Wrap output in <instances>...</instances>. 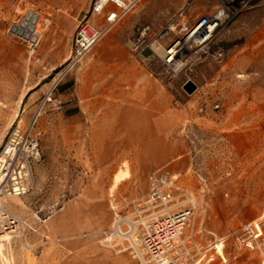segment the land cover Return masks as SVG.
I'll return each mask as SVG.
<instances>
[{
    "label": "rangeland",
    "instance_id": "1",
    "mask_svg": "<svg viewBox=\"0 0 264 264\" xmlns=\"http://www.w3.org/2000/svg\"><path fill=\"white\" fill-rule=\"evenodd\" d=\"M94 1L87 12L77 13L59 11L48 0H0V150L18 124L22 130L31 127V139L39 151V159L31 163L30 191L5 199V208L20 220V227L14 237L0 239V264H36L32 246L41 243L44 230L60 227L50 222L72 209L80 212L86 228L82 243L129 255L105 246L103 239L116 221L130 219L146 199L150 191L146 175L138 169L133 181L113 186L114 171L104 162L115 159L121 141L109 134L111 139L92 140L96 146H90L88 127L80 131L79 141L73 140L69 116L78 109L72 107L71 86L61 88L105 45L113 69L135 61L152 74L159 92L167 93L183 112L176 133L191 151L176 158V165L187 169L174 177L175 198L169 207L171 211L190 208L193 212L179 239L187 246L196 244L197 248L190 250L193 261L204 264L211 258L208 264H264V256L236 249L231 239L224 248L218 243L243 223L258 220L264 211V0H140L90 51L82 66L62 78L52 93L53 101L36 118L38 105L48 92L43 84L54 81L62 66L55 71L45 69L47 63L40 62L36 52L30 55L25 39L10 30L29 12L33 21L36 14L41 15L37 24L41 37L63 21L62 36L54 49L47 51L50 63L58 59L62 63L70 51L72 34L68 33H74L78 22L90 15ZM222 6L230 7L222 25L206 43H189L185 66L169 73L156 50L160 32L174 22L193 23ZM46 20L51 22L48 28ZM176 32L161 46L166 48L184 38V31L177 28ZM42 44L43 38L39 50ZM97 67L102 69L103 64ZM101 69L95 73L89 114L82 112L92 122L105 111H114L121 91L116 82L119 75L113 72L104 77ZM109 79L112 81L106 82ZM188 81L197 87L190 95L183 90ZM122 158L127 172L128 156ZM159 167L165 169L161 171L168 168L166 164ZM15 245L18 248L13 251ZM216 253L225 257L226 263Z\"/></svg>",
    "mask_w": 264,
    "mask_h": 264
},
{
    "label": "crops",
    "instance_id": "2",
    "mask_svg": "<svg viewBox=\"0 0 264 264\" xmlns=\"http://www.w3.org/2000/svg\"><path fill=\"white\" fill-rule=\"evenodd\" d=\"M48 1L53 2L52 5L57 6L59 11L80 13L87 12L92 0ZM85 18L95 27H100L104 21L103 16L89 15L88 17L84 16L81 20ZM40 20L41 15L38 14V25ZM45 23L47 24L46 28H48L51 22L46 20ZM63 24V21L56 22L42 37L38 33L35 52L38 54L37 57L40 62L45 61L47 63L45 69L49 67L50 70L55 71L56 68L61 67L66 62L70 55L73 36L78 24L74 33L73 31L68 33L72 34L71 46L68 57L62 63H60L61 59L50 63L47 54V51L54 49L56 41L62 36L61 27ZM42 38V49L39 50L38 45ZM23 41L27 43L28 53L30 55L34 54L35 52L31 53L30 51V42ZM105 49L106 45L96 49L89 59L88 66L73 73L66 81L67 83H63L61 87L71 86V96L75 100L72 107L78 109L77 113H72L69 116L73 140L79 141L81 139L80 131L88 127L90 146H96L95 143L92 144V140L106 141L111 139L109 134H114L113 139L121 141L116 145H119L120 152H116L115 159L111 158L104 162L109 163L110 170L114 171L110 180L113 186L115 176L118 173L126 172V169L122 167V157L124 156H128V169L125 178L116 186L133 181V172L135 173L139 169L146 175V182L150 188V175L155 171L163 170L164 168L159 166L165 164L168 166L166 171L171 176L178 177L180 172L186 171L187 167H178L175 163L176 158L186 155L187 151H191L183 137H177L176 133L178 123L184 118L183 112L175 107L167 93L159 92V87L155 83V79L151 78L152 74L148 70L140 67L133 60H128L124 68L113 69L111 59ZM100 63L103 64L102 69L97 67V64ZM100 69L104 77H111L113 72H115V76L119 75L116 82L120 84L121 91L118 101L113 105L114 111H105L101 117H95L94 122H92L91 118L83 117L82 112L89 114L88 110L94 102L92 99L93 85L96 81L94 77ZM107 81L111 82L112 80ZM53 83L54 81L45 82L43 90L49 91ZM109 106L111 109L112 105ZM160 157H162V162ZM132 164L139 166V168L132 167ZM6 210L10 212L8 209ZM92 215L94 219V213ZM50 223L52 225L59 223L60 227H50V229L44 230L40 235L43 239L41 243L32 246L36 264H137L135 260L129 258V255L114 254L110 249L107 250L96 245L88 246L82 243L81 234H84L83 231L86 228L81 224L79 211L72 209L71 212L58 216ZM17 233H19V230L11 237H14ZM44 239L47 241L43 242ZM17 248L18 246L15 245L13 251H16Z\"/></svg>",
    "mask_w": 264,
    "mask_h": 264
},
{
    "label": "built area",
    "instance_id": "3",
    "mask_svg": "<svg viewBox=\"0 0 264 264\" xmlns=\"http://www.w3.org/2000/svg\"><path fill=\"white\" fill-rule=\"evenodd\" d=\"M139 1H94L90 15L103 16V24L95 27L88 22L87 18L78 23L70 55L57 73L51 89L38 105L36 118L44 106L53 101L52 93L62 78L81 67L90 51ZM109 7L111 8L108 9ZM229 11V6H222L210 16H203L193 23L174 22L160 32L155 40V45L158 46H161V42L168 37L175 36L177 28L179 32L185 33L183 39H176L172 45L166 48L161 46L164 54L160 60L169 73L179 72V70L175 71L179 64L182 68L185 66L187 45L194 43L190 41L178 52H173V46L186 38L195 39L199 42L198 45L206 43L222 25ZM221 12L224 15L222 20ZM35 37V42L29 41L31 53L35 52L38 34ZM142 37L143 35L139 42L142 41ZM37 159H39L38 144L31 139V127L22 130L17 124L8 134L7 142L0 150V239L3 236L15 234L19 230L20 220L5 209V199L24 196L30 191L33 186L31 163ZM175 180L166 171L153 172L150 175V191L146 199L138 204L130 219L128 217L119 219L112 229L105 233L103 239L105 246L116 249L120 253H128L137 264H199L193 261L190 253L191 249L197 248L196 244L187 246L179 240L193 214L192 210L182 208L171 211L169 207L175 198L173 194ZM228 239H231L233 246L238 250L256 251L264 256V211L258 220L243 223L228 236L218 240V243L221 242L224 248ZM215 245L212 246L214 250ZM181 251L184 253L183 256L180 255ZM218 256L222 263H226L225 257ZM211 260L207 258L204 264H208Z\"/></svg>",
    "mask_w": 264,
    "mask_h": 264
},
{
    "label": "bare ground",
    "instance_id": "4",
    "mask_svg": "<svg viewBox=\"0 0 264 264\" xmlns=\"http://www.w3.org/2000/svg\"><path fill=\"white\" fill-rule=\"evenodd\" d=\"M29 15H30V12L27 14L26 18L20 23V25L13 26L11 31L14 35H17V33H22L23 37L29 36L30 38H32L33 36L39 33L37 30L38 29L37 28L38 14H36V18H35L36 20L34 21L29 19ZM221 20H222V13H221ZM190 41H193L194 44L199 43L195 39L190 40V38H186L184 41H180L173 46V52H178V50H180L181 48H184V46L187 45ZM156 50L160 51L162 55L164 54V50L161 46H157ZM180 66L181 65L179 64V66H177L175 71L182 70V66L181 67ZM125 176H126L125 173H118L114 179V186H116L122 179H124ZM219 243L221 244V242Z\"/></svg>",
    "mask_w": 264,
    "mask_h": 264
},
{
    "label": "water",
    "instance_id": "5",
    "mask_svg": "<svg viewBox=\"0 0 264 264\" xmlns=\"http://www.w3.org/2000/svg\"><path fill=\"white\" fill-rule=\"evenodd\" d=\"M12 28H11V30H12ZM11 33H12V31H11ZM17 36L25 39L26 41H30L32 43L36 41L35 36H33L32 38H30L29 36L23 37L22 33H17ZM196 88H197L196 85L194 83H192L191 81L186 82L185 85L183 86V90L189 95L192 94L196 90Z\"/></svg>",
    "mask_w": 264,
    "mask_h": 264
}]
</instances>
